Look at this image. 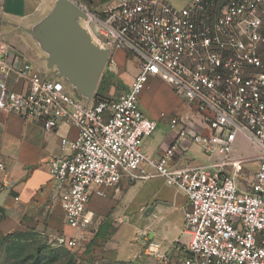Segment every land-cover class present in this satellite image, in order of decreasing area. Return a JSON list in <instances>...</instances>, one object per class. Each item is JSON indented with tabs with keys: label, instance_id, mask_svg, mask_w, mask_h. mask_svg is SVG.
<instances>
[{
	"label": "built area",
	"instance_id": "obj_1",
	"mask_svg": "<svg viewBox=\"0 0 264 264\" xmlns=\"http://www.w3.org/2000/svg\"><path fill=\"white\" fill-rule=\"evenodd\" d=\"M69 1L85 15L93 44L107 50L106 65L116 67L121 52L135 59L136 74L120 98L93 97L85 106L46 67L15 66L18 53L0 38V112L45 133L61 125L75 131L45 164L60 189L64 225L82 232L94 200L122 182L160 177L187 199L182 264H264V0H190L183 8L104 0L94 10ZM151 81L167 86L185 111L170 118L168 144L154 159L142 146L158 120L140 104ZM239 137L255 156L235 153ZM191 147L205 164L189 163L197 158ZM252 163L256 171L246 173ZM148 250L168 263L158 244Z\"/></svg>",
	"mask_w": 264,
	"mask_h": 264
},
{
	"label": "rangeland",
	"instance_id": "obj_2",
	"mask_svg": "<svg viewBox=\"0 0 264 264\" xmlns=\"http://www.w3.org/2000/svg\"><path fill=\"white\" fill-rule=\"evenodd\" d=\"M54 1L24 0L26 15L23 19L35 22L50 10ZM76 1L92 10L102 3V0ZM165 1L173 7L183 8L190 0ZM5 2L0 0V20ZM115 60L116 67L106 65L97 85L96 92L105 98L123 96L130 77L135 73V59H123L119 52ZM118 61L123 63L119 65ZM67 87L73 92L69 85ZM144 93L141 100L143 111L147 116L157 118L158 125L153 135L145 139L142 149L145 156L156 158L157 149L169 136L170 118L182 116L185 111L181 101L165 85L152 82ZM210 133L207 128L202 132L205 136ZM236 147L242 155H256L255 149L244 140H240ZM195 152L196 147H191L190 154L196 155ZM196 157V162L205 164V159ZM256 167L252 163L248 168L255 170ZM147 171L152 173L149 168ZM59 198L27 212L19 219L17 229L8 232L0 225V264H160L148 253L150 243L158 244L160 253H166L167 264H182L180 244L186 241L183 225L180 230L177 226L170 227L177 224L178 215L176 213V220L174 215H164L161 209L172 202L183 208V198L174 188L166 186L162 178L153 177L133 185L119 186L111 202L94 200L89 205L94 213L93 222L82 232L64 227ZM177 212H181L180 209ZM2 220L0 218V222ZM60 239L63 243L59 242Z\"/></svg>",
	"mask_w": 264,
	"mask_h": 264
},
{
	"label": "crops",
	"instance_id": "obj_3",
	"mask_svg": "<svg viewBox=\"0 0 264 264\" xmlns=\"http://www.w3.org/2000/svg\"><path fill=\"white\" fill-rule=\"evenodd\" d=\"M25 11L24 0H6L0 20V38L4 39L8 46L18 53L19 56L14 60L15 66L29 64L34 69L41 70L46 67L43 58L21 29V27L31 24V22H26L23 19L26 15ZM118 62L119 65L123 63L122 61ZM134 75L130 77L128 85ZM152 82L156 81H151L150 83ZM18 87V85L13 86L15 89H18ZM144 92L140 98V104L145 94ZM148 117L151 118L150 116ZM151 119L157 120V118ZM74 135L75 131L65 125L59 126L57 130L50 133H45L34 121H23L15 115L0 112V164L4 166V171H0V218L3 219L0 225L2 228L8 232L13 228L17 229L20 227L19 219L27 212L32 211L37 205L58 201L60 189L51 180L45 164L51 157L61 155L60 140L63 138L71 139ZM240 140L244 139L239 137L235 144V153L238 155H242L237 151L236 147ZM168 141L169 139L167 138L159 146L156 156L168 144ZM195 153L198 158H203L199 155L197 148ZM243 156L249 157L247 155ZM150 158L154 159L155 157ZM189 163L196 164L198 162L189 161ZM177 164L182 166L187 163L181 160ZM248 167L249 165L246 168V173H254L257 169L256 167L255 170H250ZM124 185L127 184L122 182L115 189L109 191L106 198L107 202H111V197L115 192H118L119 186ZM175 192L182 196L184 207H179L178 204L172 202L171 204L167 203L166 207L161 210L163 214L165 213L164 215H174L175 219L177 213L178 222L170 227L175 228L177 226L180 230L183 225L184 214L188 210V203L180 191L175 189ZM179 209L181 212H177ZM56 210H54L53 214ZM59 210L61 211V221L63 222V213L60 206ZM53 214L51 219H53ZM64 227L72 230L65 225ZM121 252L124 253V251Z\"/></svg>",
	"mask_w": 264,
	"mask_h": 264
},
{
	"label": "water",
	"instance_id": "obj_4",
	"mask_svg": "<svg viewBox=\"0 0 264 264\" xmlns=\"http://www.w3.org/2000/svg\"><path fill=\"white\" fill-rule=\"evenodd\" d=\"M85 15L69 0H55L37 21L21 27L46 68L74 90L83 105L93 99L108 52L93 44L83 27Z\"/></svg>",
	"mask_w": 264,
	"mask_h": 264
},
{
	"label": "trees",
	"instance_id": "obj_5",
	"mask_svg": "<svg viewBox=\"0 0 264 264\" xmlns=\"http://www.w3.org/2000/svg\"><path fill=\"white\" fill-rule=\"evenodd\" d=\"M100 82H101V81H100ZM98 97L105 98V97H103V96H101V95H98V92H95L94 99H95V98H98Z\"/></svg>",
	"mask_w": 264,
	"mask_h": 264
}]
</instances>
